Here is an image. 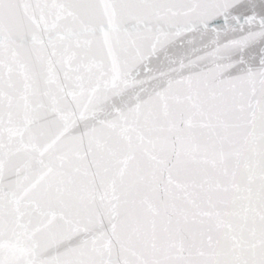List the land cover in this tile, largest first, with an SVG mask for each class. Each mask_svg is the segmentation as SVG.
Masks as SVG:
<instances>
[{"label": "snow or ice", "instance_id": "1", "mask_svg": "<svg viewBox=\"0 0 264 264\" xmlns=\"http://www.w3.org/2000/svg\"><path fill=\"white\" fill-rule=\"evenodd\" d=\"M0 264H264V0H0Z\"/></svg>", "mask_w": 264, "mask_h": 264}]
</instances>
